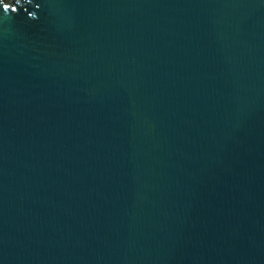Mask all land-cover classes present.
I'll return each mask as SVG.
<instances>
[{
    "label": "water",
    "instance_id": "95a60500",
    "mask_svg": "<svg viewBox=\"0 0 264 264\" xmlns=\"http://www.w3.org/2000/svg\"><path fill=\"white\" fill-rule=\"evenodd\" d=\"M0 264H264V0H0Z\"/></svg>",
    "mask_w": 264,
    "mask_h": 264
}]
</instances>
